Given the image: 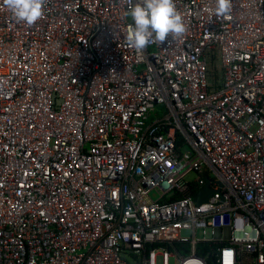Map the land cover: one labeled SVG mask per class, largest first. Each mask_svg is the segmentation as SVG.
Listing matches in <instances>:
<instances>
[{
	"label": "built area",
	"instance_id": "1",
	"mask_svg": "<svg viewBox=\"0 0 264 264\" xmlns=\"http://www.w3.org/2000/svg\"><path fill=\"white\" fill-rule=\"evenodd\" d=\"M128 4L0 0V264H264V0L142 51Z\"/></svg>",
	"mask_w": 264,
	"mask_h": 264
},
{
	"label": "clouds",
	"instance_id": "2",
	"mask_svg": "<svg viewBox=\"0 0 264 264\" xmlns=\"http://www.w3.org/2000/svg\"><path fill=\"white\" fill-rule=\"evenodd\" d=\"M47 0H3L4 6L14 19L28 26L42 19ZM215 12L224 16L231 11V0H215ZM124 17L127 23L126 42L136 51L149 44L162 45L167 39L182 37L187 32L184 16L175 5V0H129Z\"/></svg>",
	"mask_w": 264,
	"mask_h": 264
},
{
	"label": "rangeland",
	"instance_id": "3",
	"mask_svg": "<svg viewBox=\"0 0 264 264\" xmlns=\"http://www.w3.org/2000/svg\"><path fill=\"white\" fill-rule=\"evenodd\" d=\"M156 111L151 115L152 118L150 121H152V119H154L156 116H161V113H162V110H161V106H156ZM196 174L195 173H191L189 175H187L186 177V180L189 181V182H194L196 180ZM151 197L152 198H155L154 197V192L151 193ZM129 262L132 263L133 262V259L132 258H129Z\"/></svg>",
	"mask_w": 264,
	"mask_h": 264
},
{
	"label": "water",
	"instance_id": "4",
	"mask_svg": "<svg viewBox=\"0 0 264 264\" xmlns=\"http://www.w3.org/2000/svg\"><path fill=\"white\" fill-rule=\"evenodd\" d=\"M212 194V190L209 187H205L200 194L196 196V202L201 204L208 200V197Z\"/></svg>",
	"mask_w": 264,
	"mask_h": 264
}]
</instances>
